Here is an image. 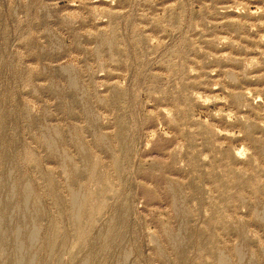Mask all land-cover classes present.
<instances>
[{"label":"rangeland","instance_id":"obj_1","mask_svg":"<svg viewBox=\"0 0 264 264\" xmlns=\"http://www.w3.org/2000/svg\"><path fill=\"white\" fill-rule=\"evenodd\" d=\"M263 216L264 0H0V264H264Z\"/></svg>","mask_w":264,"mask_h":264},{"label":"bare ground","instance_id":"obj_2","mask_svg":"<svg viewBox=\"0 0 264 264\" xmlns=\"http://www.w3.org/2000/svg\"><path fill=\"white\" fill-rule=\"evenodd\" d=\"M25 201H27V200H25ZM73 214H74V220L78 224L79 223V220H80V217L83 214V200L78 195H76V196L74 195L73 196ZM169 239H170V242H171V245H172L174 251L178 254L180 252V250H181V241H180V239L177 236H175V235L174 236H170ZM25 243H26V247H28L32 243V234L30 232H27L26 233ZM217 263L218 264H229L228 260L226 259V257L222 253H219L217 255Z\"/></svg>","mask_w":264,"mask_h":264}]
</instances>
